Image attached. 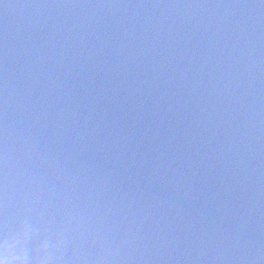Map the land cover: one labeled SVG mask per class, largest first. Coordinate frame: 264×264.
<instances>
[{
  "label": "water",
  "instance_id": "obj_1",
  "mask_svg": "<svg viewBox=\"0 0 264 264\" xmlns=\"http://www.w3.org/2000/svg\"><path fill=\"white\" fill-rule=\"evenodd\" d=\"M5 176L29 256L264 264V0H0Z\"/></svg>",
  "mask_w": 264,
  "mask_h": 264
},
{
  "label": "clouds",
  "instance_id": "obj_2",
  "mask_svg": "<svg viewBox=\"0 0 264 264\" xmlns=\"http://www.w3.org/2000/svg\"><path fill=\"white\" fill-rule=\"evenodd\" d=\"M8 195V182L7 176H5L3 188L5 215L0 219V264H89L88 261H81L79 258L71 261L65 260V247L68 238L67 227L54 233L56 242L53 251L49 252L41 249L32 256L26 254L24 249L27 242V232L19 223L13 229L10 221H19L24 217L32 216L28 213L21 219H9L7 215ZM34 220L38 222L36 219ZM44 227L50 231V226L46 225ZM93 264H114V262L110 256L104 255L99 260L93 262Z\"/></svg>",
  "mask_w": 264,
  "mask_h": 264
}]
</instances>
